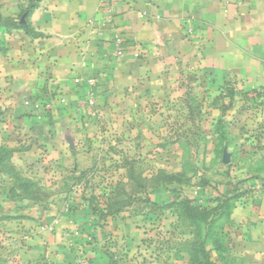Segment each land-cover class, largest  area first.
Listing matches in <instances>:
<instances>
[{
    "label": "rangeland",
    "instance_id": "rangeland-1",
    "mask_svg": "<svg viewBox=\"0 0 264 264\" xmlns=\"http://www.w3.org/2000/svg\"><path fill=\"white\" fill-rule=\"evenodd\" d=\"M198 65L101 88L94 109L62 90L24 105L51 113L58 148L54 165L35 166L36 188H52L50 222L9 245L13 264H221L206 237L222 241L236 203L264 194L261 176L240 179L264 158V88ZM224 180L237 184L225 200Z\"/></svg>",
    "mask_w": 264,
    "mask_h": 264
},
{
    "label": "crops",
    "instance_id": "crops-1",
    "mask_svg": "<svg viewBox=\"0 0 264 264\" xmlns=\"http://www.w3.org/2000/svg\"><path fill=\"white\" fill-rule=\"evenodd\" d=\"M197 64L264 88V0H0V264H13L9 245L23 248L22 237L52 216V188H36L35 166L54 165L58 129L51 113L24 105L53 90L68 102L85 100L88 77L97 79L93 94L103 102L101 88L149 85ZM261 152L240 179L264 178ZM240 203L228 215L232 223L222 222L224 243L206 237L211 261L264 264V194Z\"/></svg>",
    "mask_w": 264,
    "mask_h": 264
},
{
    "label": "built area",
    "instance_id": "built-area-1",
    "mask_svg": "<svg viewBox=\"0 0 264 264\" xmlns=\"http://www.w3.org/2000/svg\"><path fill=\"white\" fill-rule=\"evenodd\" d=\"M108 18H110V14L108 13ZM119 44V43H118ZM121 52H117V54H120ZM97 79L88 77L86 78V84H87V91L85 92V102L92 108L96 107L97 101L93 94V89L97 85Z\"/></svg>",
    "mask_w": 264,
    "mask_h": 264
},
{
    "label": "trees",
    "instance_id": "trees-1",
    "mask_svg": "<svg viewBox=\"0 0 264 264\" xmlns=\"http://www.w3.org/2000/svg\"><path fill=\"white\" fill-rule=\"evenodd\" d=\"M33 8V6L32 5H30L29 6V8H28V10H31ZM231 185V187H232V189H229V188H227V190H225V192L224 193H222V195H220V194H218L217 195V198H220V199H228V198H230L231 196H233L232 194H234V191H235V189H236V187H237V184L236 185H232V184H230ZM195 200V199H194ZM196 201V200H195ZM205 203H202V204H200L201 206H203ZM208 229H206L207 231H209V227H207ZM210 230H211V228H210Z\"/></svg>",
    "mask_w": 264,
    "mask_h": 264
}]
</instances>
